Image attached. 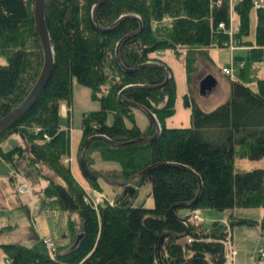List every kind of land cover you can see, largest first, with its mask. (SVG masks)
<instances>
[{
  "label": "trees",
  "instance_id": "16d2710c",
  "mask_svg": "<svg viewBox=\"0 0 264 264\" xmlns=\"http://www.w3.org/2000/svg\"><path fill=\"white\" fill-rule=\"evenodd\" d=\"M99 1L45 0L44 19L54 52L50 78L33 106L0 134V161L47 182L41 196L66 219L68 242L53 250L39 239L31 246L1 243L0 251L9 264H225L232 228L257 224L235 212L264 208V169L236 172L234 166L236 159L264 157V77H255L252 86L250 78H244L245 69L264 62V4L255 12L253 40L248 38L252 0L234 4L239 25L235 37L239 46L248 48L236 59L245 61V68L240 81H231L227 101L210 111L193 105L190 127L166 128L164 119L174 113L173 78L160 86L164 72L143 64L163 65L158 51L178 55V49H185L188 73L193 71L196 52L224 47L227 36L217 24L228 21L229 0H219L220 5L218 0H105L96 9L97 27L92 10ZM32 4L0 0V118L27 96L42 67ZM122 15L139 20L124 18L114 24ZM132 32L137 33L120 43L117 56V43ZM73 79L90 89V100L98 105L82 113L81 149L94 135L124 143L154 134L146 115V129L136 125L140 110L126 101L146 107L160 125L159 135L147 142L112 145L91 140L86 161H77L87 190L62 160L69 154V136L59 123L60 106H71ZM129 85L150 88L134 87L120 96ZM14 133L21 144L4 150L3 142ZM44 168L52 174L43 175ZM146 168L125 187L111 186L118 189L111 201H86V191L102 193L104 183L89 170L124 182ZM196 196L188 208L177 206ZM146 197H151L152 207L144 205ZM203 208L228 212V220L204 226L192 217ZM183 210L189 214L182 215ZM261 221L264 224V215ZM165 232L174 235L161 238ZM183 237L191 241L179 242Z\"/></svg>",
  "mask_w": 264,
  "mask_h": 264
},
{
  "label": "rangeland",
  "instance_id": "374dc122",
  "mask_svg": "<svg viewBox=\"0 0 264 264\" xmlns=\"http://www.w3.org/2000/svg\"><path fill=\"white\" fill-rule=\"evenodd\" d=\"M33 6V4H32ZM33 8V7H32ZM255 12L251 10L250 24L251 29L255 27ZM252 30L250 34L252 36ZM179 54L176 55L172 51H158L157 56H161L162 60L165 59L166 64H158L166 70V76L171 75L175 85V97H174V113L164 119V125L166 128L175 127H190L191 126V111L193 105L196 107L202 106L203 111H208V106L204 104L207 97L198 94V90L192 89L193 81L196 78L211 69L214 78L217 83V87L212 91L214 95L213 99H210V106H214V103L223 101L225 99V91L228 86L229 79H238V73H233L231 76H226L222 72L223 67H229L230 64L235 62L233 52L223 47H212L208 49V57L206 52H200L194 54V61L192 64L193 71L188 73L185 58L186 50L178 49ZM43 55V54H42ZM186 56V57H185ZM3 60L0 59V63ZM153 63V62H152ZM258 71L253 73L248 72L250 75V82L248 85L254 84V78L264 77V66L260 67L254 65L252 68ZM229 77V78H228ZM249 78V77H248ZM247 79V76L245 80ZM90 89L81 85L73 79L71 90V113L70 108L65 106L64 112L59 115V123L62 126H69V154L62 156L64 163H67L69 168L73 165L76 167L79 158H86V152L83 153L84 148H80V142L77 146V150L73 149V157L71 151V145L74 146L76 140L81 136V122L82 113L94 110L98 108L95 102L90 100ZM211 109V108H210ZM210 111V110H209ZM66 114V115H65ZM66 116V117H65ZM147 121L144 115L138 116L136 124L143 128ZM131 125V123H127ZM63 129H67L64 127ZM19 135L11 134L2 144L4 150L10 148L15 143H19ZM85 147V146H84ZM76 165V166H75ZM236 172H247L254 169H264V157L260 159L242 158L235 161ZM10 164L5 161H0V244L1 243H19L25 246H31L36 239L50 238L54 241L55 245L68 242L69 229L66 225V219L63 218L62 213L56 207L51 206L48 202L44 205L41 200L32 193H29L32 188L23 177L19 178V182L11 181L10 176L13 171ZM77 168V167H76ZM41 173H52L44 168ZM80 177V176H79ZM78 175H74V178L79 180ZM81 179V178H80ZM83 183V181L81 180ZM47 182L40 180L39 186L43 187ZM22 184L23 185L22 188ZM85 185V184H84ZM103 193L108 197L113 198V195L118 191L117 188H113L105 183L101 184ZM25 189V190H24ZM43 190V189H42ZM41 190V192H42ZM28 191V192H26ZM91 194V193H90ZM94 194V193H93ZM97 194V193H96ZM94 194V195H96ZM100 194V193H99ZM42 197V196H41ZM87 201L94 200L93 196L90 198L86 195ZM151 199L149 200V206H152ZM28 209V210H26ZM264 208L258 207L250 210H244L241 214L245 217H252L259 221L255 226L236 225L232 228V238L226 243V263L225 264H264L263 260L257 259V253L264 250V224L261 221ZM196 213L202 218V224L209 226L214 220L222 219L228 220L226 212H219L207 208L198 209ZM194 219V218H193ZM77 230V227H75ZM64 234V240H61ZM0 264H9L7 257L3 251H0Z\"/></svg>",
  "mask_w": 264,
  "mask_h": 264
},
{
  "label": "water",
  "instance_id": "95a60500",
  "mask_svg": "<svg viewBox=\"0 0 264 264\" xmlns=\"http://www.w3.org/2000/svg\"><path fill=\"white\" fill-rule=\"evenodd\" d=\"M105 0H100L94 7L92 10V19L95 23V25L97 27L98 24L96 22V17H95V13H96V9L97 7ZM44 13H45V0H33V20H34V26H35V30L41 45V50H42V54H43V63H42V67L40 70V73L35 81V83L33 84L32 88L30 89L29 93L27 94V96L16 106L14 107L12 110H10L6 115H4L3 117L0 118V134H2L3 132H5L7 129H9L11 126H13L34 104V102L36 101V99L38 98L39 94L41 93L42 89L45 87L48 79L50 78L52 69H53V65H54V52H53V48L50 42V36L45 24V19H44ZM124 18H134L139 20V18L137 16H120L115 23H117L118 21H121ZM113 24V25H114ZM137 32H132L130 34L125 35L116 45V55L118 56V47L120 45V43L130 37L135 35ZM143 65H150V66H154L157 67L159 69H161L164 74H167L166 70L164 69V67L158 65V64H154V63H146ZM129 70V69H128ZM131 70V69H130ZM129 70V71H130ZM169 79V76H166L164 83H162L160 86H162L163 84L166 83V81ZM215 85V79L213 78L212 75L207 74L206 76H204L200 81H199V90L201 94H205V92L207 90H210L213 86ZM134 87H143V88H150V86L148 85H129L125 88H123L120 92V96L122 95V93L126 90L132 89ZM157 87V86H155ZM126 103H128L129 105L134 106L135 108H138L140 110H142L145 115L150 119V121L152 122L155 132L152 136L149 137H139L136 138L134 140H131L129 142H124V143H116L113 141H110L107 137H105L104 135H94L90 138L87 139L85 147H84V152H86L87 147L89 146V143L91 140L93 139H103L106 140L108 142H110L112 145H121V144H128V143H135V142H147V141H151L153 139H155L160 132V125L155 117V115L148 110L146 107L139 105L135 102H130V101H126ZM84 162L85 157L83 158ZM181 167L187 169L188 171L192 172L193 174H195L190 168H187L186 166H182ZM150 168V167H149ZM149 168H146L144 171H142L141 173L131 176L129 178H127L124 182H119V181H115L112 180L110 178H108L107 176H105L104 174L97 172V171H93V170H89L91 173L99 176L102 181L110 186H116V187H125L128 182L130 180H132L135 177H138L139 175H141L143 172L147 171ZM196 175V174H195ZM197 176V175H196ZM200 181V179H199ZM198 196H196V198L194 200H192L191 202H182L177 204V206L182 207V208H188L190 205H192ZM171 216L178 222H181L180 218L176 215L171 214ZM183 224V223H182ZM184 225V224H183ZM166 235H174L171 232H165L161 235V238L166 236ZM160 238V239H161ZM77 242V241H76ZM75 242V243H76ZM161 245V241H159L158 244V249Z\"/></svg>",
  "mask_w": 264,
  "mask_h": 264
},
{
  "label": "crops",
  "instance_id": "0c3cea01",
  "mask_svg": "<svg viewBox=\"0 0 264 264\" xmlns=\"http://www.w3.org/2000/svg\"><path fill=\"white\" fill-rule=\"evenodd\" d=\"M236 1H238V0H236ZM235 1V2H236ZM233 7H234V5H233ZM233 11V14H234V10H232ZM254 12H256L255 10H254ZM235 17V16H234ZM229 18V17H228ZM255 25H256V15H255ZM235 19H236V21H237V18L235 17ZM238 22V21H237ZM254 25V26H255ZM249 26H251V24L249 25ZM254 29H255V27L253 28V30L251 29V27H249V30H252V36H251V34H250V31H249V35H248V38L249 39H251V40H253L254 39ZM208 49H210V48H208ZM208 49L206 50V56L208 57ZM226 49H228V48H226ZM246 50H247V48L246 47H241V48H238L237 50H233V51H231V52H233V56H234V58L235 59H237V57H243V56H245V52H246ZM159 57H161V56H159ZM1 59V58H0ZM161 60H162V57H161ZM165 64H166V66H167V63H166V60L165 59H163L162 60ZM240 62H244V65H243V68L242 69H240V70H236V72L238 73V79H232V80H230L229 79V81H228V86H227V89H226V91H225V99L223 100V101H220V102H216V103H214V106L212 107V106H210L209 104V102H210V99H213L214 98V95H212L211 93H212V91L217 87V83H216V80H215V85L210 89V90H207L206 92H205V94H201L200 92H199V89H198V86H199V80L202 78V77H204V76H206L207 74H210V75H212L213 76V78H214V75H213V73L211 72V69L210 70H208L207 72H205V73H203V74H201V75H199L197 78H196V81L194 82L193 81V84H192V89H193V91L194 90H198L197 92H198V94L199 95H201V96H204V97H207L206 98V100H205V102H204V104H206V107L208 106V108H209V110H212V109H214V108H216L217 106H219V105H221L222 103H224L225 101H227V99L229 98V95H230V83H231V81H240V79H239V76H240V74H239V72L241 71V70H243L244 68H245V61H239V60H235V62H233L232 64H230V66H232V65H238ZM263 65V64H262ZM229 66V67H230ZM256 66L257 67H260L259 65H257L256 64ZM226 67V66H225ZM252 67V66H251ZM251 67H249V68H247V69H245V74H244V78H246V76H247V78L249 77V78H251V76L249 75L248 76V72H250V73H253L254 71H258V70H255V67H254V69L253 68H251ZM224 68V67H223ZM251 68V69H250ZM235 72V73H236ZM224 74V73H223ZM224 75H226V74H224ZM226 76H228V75H226ZM229 78V77H228ZM215 79V78H214ZM243 81V80H242ZM245 82V81H244ZM251 86V85H250ZM72 102V101H71ZM209 103V104H208ZM65 106H66V104L65 103H62L61 104V106H60V114L62 115V116H64L62 113L64 112V109H65ZM66 107H68V108H70V109H68V110H70L69 111V113H71V110H72V106H66ZM198 107V106H197ZM199 109H203L202 108V106H199L198 107ZM211 108V109H210ZM208 110V111H209ZM66 115V114H65ZM141 115H144V117H145V119H146V121H147V123H146V125H145V127H143V128H141V127H139L137 124V126L141 129V130H144V129H146V126H147V124L149 123V120H148V118L145 116V114H143L141 111H137L136 113H135V123H136V119H137V117L138 116H141ZM191 116V115H190ZM66 117V116H65ZM61 125V124H60ZM61 127L62 128H64V127H66V128H68V130L70 131V129H69V126H62L61 125ZM19 139H20V142L19 143H15V145H18V144H21V142H22V140H21V137L19 136ZM80 139H81V136H80ZM80 139H78V140H76V142H75V144H74V146L73 145H71V153H72V157H73V154H74V152H73V149L76 151L77 150V146H78V144H79V142H80ZM9 149V148H8ZM7 150V149H6ZM236 161V160H235ZM76 166V165H75ZM12 167V166H11ZM77 167V166H76ZM76 167H74V165H73V167L71 168V171H72V174L73 175H78V177H79V180H77L76 178V180H77V182L80 184V186L81 187H83L85 190H87V186H86V184H85V182L83 181V179H82V177H81V175H80V173H79V171H78V169L76 168ZM12 171H13V173H12V175L10 176V179H11V181L13 182V181H20L19 180V178H15L16 176L18 177V176H20L21 178L23 177V179L24 180H28L27 182L30 184V187L32 188V190L29 192V193H32L33 194V196H37L38 197V199L39 200H41L42 201V203L45 205L46 203L43 201V198L41 197V190L42 189H44V187L46 186V184L43 186V187H41V186H39L38 185V183L40 182V180L42 179V178H35L34 177V175H32L31 174V172H29V171H25V173L24 174H20L19 172L17 173L16 172V170L14 169V168H12ZM81 178V179H80ZM43 180V179H42ZM81 180L83 181V183L81 182ZM45 181V180H44ZM46 182V181H45ZM85 184V185H84ZM22 185H25L26 186V184H22ZM22 188H25L26 189V187H23L22 186ZM144 189H146V191L148 192V190H149V188H144ZM92 191H94V190H92ZM92 191H86V195H91L90 193L92 192ZM26 192H28V191H26ZM109 199L111 200V198L109 197ZM151 199V197H146V199H145V206L146 207H152V206H149V200ZM151 201H152V199H151ZM153 203V202H152ZM153 205V204H152ZM27 210V209H26ZM248 210H250V209H248ZM242 212H244V210H240L239 212H235L237 215H239V216H242V217H245V216H243L241 213ZM181 214L182 215H186V214H189V211H186V210H183V211H181ZM195 214L199 217V219H200V222L202 221V218L196 213V211H195ZM62 215V214H61ZM263 215H264V212H263ZM263 215L261 216V217H263ZM226 216L228 217L229 216V213L228 212H226ZM64 218V217H63ZM249 218H252V217H249ZM253 219H255V218H253ZM225 219H224V217L222 218V219H217V220H214V221H221V222H223ZM257 220V222L259 221L258 219H256ZM202 223V222H201ZM232 231L233 230H231L230 231V237L232 238ZM231 238H230V240H231ZM65 238H64V234L62 235V237H61V240H64ZM66 240V239H65ZM64 240V241H65ZM191 241V239L189 238V237H183V238H180L179 239V242H181V243H185V242H190ZM63 244V243H62ZM258 259V258H257ZM260 260H263L264 261V259H260Z\"/></svg>",
  "mask_w": 264,
  "mask_h": 264
},
{
  "label": "built area",
  "instance_id": "2783aa9c",
  "mask_svg": "<svg viewBox=\"0 0 264 264\" xmlns=\"http://www.w3.org/2000/svg\"><path fill=\"white\" fill-rule=\"evenodd\" d=\"M236 0H229V18L228 21L225 22H220L217 24V28L221 29L223 31H225L226 36H227V40L224 42V47L228 48L229 50L233 51L236 50L238 48H241L239 46V40L236 39L235 35L239 32V25L234 17L233 14V3ZM264 4V0H253L252 3V7L254 10H258L262 5ZM217 5H220V1H217ZM244 62H240L238 65H232L230 67H224L222 68V72L228 76H231L236 70H240L243 68ZM44 139H48V137L46 135H43ZM90 198V197H89ZM94 200L91 199L90 201H86L95 205L97 204L99 201H101L104 197L101 194H96L94 195ZM192 217L196 220L199 221V217L196 214H193ZM43 244L48 248V249H54V242L52 239L50 238H44L42 240ZM259 257L261 259H264V251L260 252Z\"/></svg>",
  "mask_w": 264,
  "mask_h": 264
},
{
  "label": "flooded vegetation",
  "instance_id": "af4514ba",
  "mask_svg": "<svg viewBox=\"0 0 264 264\" xmlns=\"http://www.w3.org/2000/svg\"><path fill=\"white\" fill-rule=\"evenodd\" d=\"M202 78H203V77H202ZM202 78H201V79H202ZM201 79H200V80H201ZM200 80H199V81H200ZM198 89H199V86H198ZM199 92H200V90H199Z\"/></svg>",
  "mask_w": 264,
  "mask_h": 264
}]
</instances>
